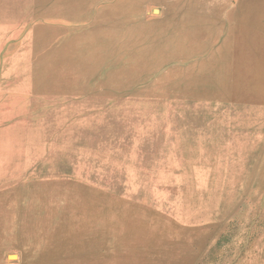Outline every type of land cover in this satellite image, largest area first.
<instances>
[{
    "label": "rangeland",
    "instance_id": "1",
    "mask_svg": "<svg viewBox=\"0 0 264 264\" xmlns=\"http://www.w3.org/2000/svg\"><path fill=\"white\" fill-rule=\"evenodd\" d=\"M181 12L0 0V264H264V24Z\"/></svg>",
    "mask_w": 264,
    "mask_h": 264
},
{
    "label": "crops",
    "instance_id": "2",
    "mask_svg": "<svg viewBox=\"0 0 264 264\" xmlns=\"http://www.w3.org/2000/svg\"><path fill=\"white\" fill-rule=\"evenodd\" d=\"M180 5L181 21L185 29L182 39H184L186 49L196 51L195 54H198L200 50L221 48L216 46L213 37L219 32L225 33L223 49H227V54H230L237 24H240L239 32L244 34L247 33V22L264 24V7L256 2H247V0L238 2L232 0H180ZM210 13L213 15L208 18ZM255 32L256 37L264 36V29L259 28ZM201 35L203 42H201ZM238 48V53L242 55L264 53V48L258 45L247 47V43H245ZM251 80L249 78V85L252 87ZM100 256L99 253L88 255L85 249L84 264H107L106 259Z\"/></svg>",
    "mask_w": 264,
    "mask_h": 264
}]
</instances>
